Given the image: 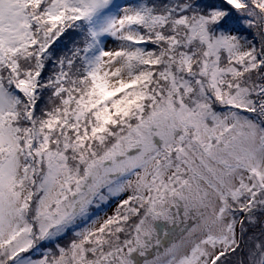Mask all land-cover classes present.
Segmentation results:
<instances>
[{"label": "snow or ice", "instance_id": "6c2138e0", "mask_svg": "<svg viewBox=\"0 0 264 264\" xmlns=\"http://www.w3.org/2000/svg\"><path fill=\"white\" fill-rule=\"evenodd\" d=\"M0 264H264V0H0Z\"/></svg>", "mask_w": 264, "mask_h": 264}]
</instances>
